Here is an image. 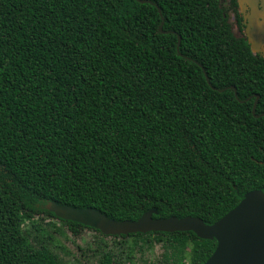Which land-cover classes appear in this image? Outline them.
I'll return each mask as SVG.
<instances>
[{
    "label": "trees",
    "instance_id": "trees-1",
    "mask_svg": "<svg viewBox=\"0 0 264 264\" xmlns=\"http://www.w3.org/2000/svg\"><path fill=\"white\" fill-rule=\"evenodd\" d=\"M150 1L171 33L136 0H0V264H63L21 230L56 219L50 201L212 224L264 192V117L251 111L257 94L264 114V57L232 32L236 0ZM229 86L250 99L218 91ZM135 234L166 243L159 264H177L180 242L192 264L216 246L192 231Z\"/></svg>",
    "mask_w": 264,
    "mask_h": 264
},
{
    "label": "water",
    "instance_id": "water-1",
    "mask_svg": "<svg viewBox=\"0 0 264 264\" xmlns=\"http://www.w3.org/2000/svg\"><path fill=\"white\" fill-rule=\"evenodd\" d=\"M136 1L154 4L150 0ZM154 5L161 15L160 7L157 4ZM163 21L161 15L159 32L171 33V31L163 30ZM180 41L181 37L177 35V54L184 57L179 51ZM249 45L252 54L255 55L252 44ZM204 76L210 85L205 72ZM210 87L215 89L211 85ZM226 89L233 90L235 98L240 103L250 99H239L234 86L218 89V91ZM254 97L252 114L255 118L264 117V114L255 113L259 95L256 94ZM46 209L52 212L57 220L77 222L96 229L104 235L192 231L201 239H215V249L203 264H264V192L259 189L246 192L233 209L212 224H205L202 219L192 216L153 217V214H157L155 209L143 212L135 220H114L94 208H77L53 201L47 202Z\"/></svg>",
    "mask_w": 264,
    "mask_h": 264
},
{
    "label": "rangeland",
    "instance_id": "rangeland-1",
    "mask_svg": "<svg viewBox=\"0 0 264 264\" xmlns=\"http://www.w3.org/2000/svg\"><path fill=\"white\" fill-rule=\"evenodd\" d=\"M237 3L243 29L238 33L232 18V32L235 36L242 35L252 44L254 52L264 57V0H237ZM21 230L31 245H46L63 264H98L106 253L112 255L114 264H159L167 246L148 234L120 237L89 228H78L73 232L61 221L40 215L23 218ZM192 250L188 242L176 244L174 260L177 264H192Z\"/></svg>",
    "mask_w": 264,
    "mask_h": 264
},
{
    "label": "flooded vegetation",
    "instance_id": "flooded-vegetation-1",
    "mask_svg": "<svg viewBox=\"0 0 264 264\" xmlns=\"http://www.w3.org/2000/svg\"><path fill=\"white\" fill-rule=\"evenodd\" d=\"M223 1V0H222ZM236 2H237V0H236ZM237 11H238V13H239V15H240V27H239V30H238V33L239 32H241L242 31V29H243V25H242V16H241V14H240V12H239V10H238V3H237ZM242 36V35H241ZM243 37V36H242ZM255 113H256V110H255ZM253 115V114H252ZM257 115H260V114H257ZM258 118H260V117H258ZM85 228H89V227H85ZM89 229H92V228H89ZM93 230H96V229H93ZM96 231H98V230H96ZM98 232H100V231H98ZM101 233V232H100Z\"/></svg>",
    "mask_w": 264,
    "mask_h": 264
}]
</instances>
